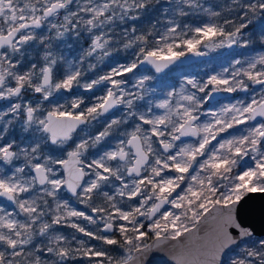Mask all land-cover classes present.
Returning <instances> with one entry per match:
<instances>
[{"label": "snow or ice", "instance_id": "snow-or-ice-1", "mask_svg": "<svg viewBox=\"0 0 264 264\" xmlns=\"http://www.w3.org/2000/svg\"><path fill=\"white\" fill-rule=\"evenodd\" d=\"M157 256L264 264V0H0V264Z\"/></svg>", "mask_w": 264, "mask_h": 264}, {"label": "water", "instance_id": "water-1", "mask_svg": "<svg viewBox=\"0 0 264 264\" xmlns=\"http://www.w3.org/2000/svg\"><path fill=\"white\" fill-rule=\"evenodd\" d=\"M197 62L198 60H194V62ZM167 257H160V256H157L155 261H154V264H164V261Z\"/></svg>", "mask_w": 264, "mask_h": 264}, {"label": "rangeland", "instance_id": "rangeland-1", "mask_svg": "<svg viewBox=\"0 0 264 264\" xmlns=\"http://www.w3.org/2000/svg\"><path fill=\"white\" fill-rule=\"evenodd\" d=\"M201 63H202V61L194 62L193 65L191 66L190 70H191V71H196V70H197V66H198L199 64H201Z\"/></svg>", "mask_w": 264, "mask_h": 264}, {"label": "flooded vegetation", "instance_id": "flooded-vegetation-1", "mask_svg": "<svg viewBox=\"0 0 264 264\" xmlns=\"http://www.w3.org/2000/svg\"><path fill=\"white\" fill-rule=\"evenodd\" d=\"M196 62V61H195ZM194 63V62H193Z\"/></svg>", "mask_w": 264, "mask_h": 264}]
</instances>
